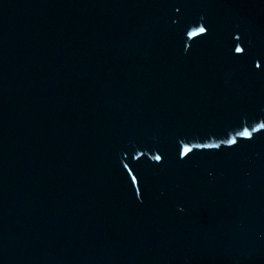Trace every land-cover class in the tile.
Listing matches in <instances>:
<instances>
[{
    "label": "water",
    "instance_id": "obj_1",
    "mask_svg": "<svg viewBox=\"0 0 264 264\" xmlns=\"http://www.w3.org/2000/svg\"><path fill=\"white\" fill-rule=\"evenodd\" d=\"M0 264H264V0H0Z\"/></svg>",
    "mask_w": 264,
    "mask_h": 264
},
{
    "label": "snow or ice",
    "instance_id": "obj_2",
    "mask_svg": "<svg viewBox=\"0 0 264 264\" xmlns=\"http://www.w3.org/2000/svg\"><path fill=\"white\" fill-rule=\"evenodd\" d=\"M237 51H240V49H237Z\"/></svg>",
    "mask_w": 264,
    "mask_h": 264
}]
</instances>
